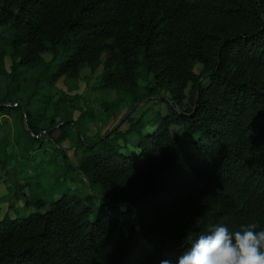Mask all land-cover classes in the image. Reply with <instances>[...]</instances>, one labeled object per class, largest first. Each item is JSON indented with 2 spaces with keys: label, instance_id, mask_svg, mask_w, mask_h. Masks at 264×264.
Here are the masks:
<instances>
[{
  "label": "trees",
  "instance_id": "obj_1",
  "mask_svg": "<svg viewBox=\"0 0 264 264\" xmlns=\"http://www.w3.org/2000/svg\"><path fill=\"white\" fill-rule=\"evenodd\" d=\"M86 68H101L100 88L121 95L102 99L105 116L161 104L164 93L167 113L159 108L149 131L147 110L133 112L126 130L88 142L94 112L58 86ZM68 139L102 203L31 194L34 212L0 220V264H175L215 224L264 229V0H0V184L10 200L24 193L32 143L61 149Z\"/></svg>",
  "mask_w": 264,
  "mask_h": 264
},
{
  "label": "rangeland",
  "instance_id": "obj_2",
  "mask_svg": "<svg viewBox=\"0 0 264 264\" xmlns=\"http://www.w3.org/2000/svg\"><path fill=\"white\" fill-rule=\"evenodd\" d=\"M49 58V56H47ZM201 66L196 67V71H199ZM102 69L99 68L96 71L92 72L89 68L83 70L80 80H69L65 81L64 78L60 80L58 86L61 88L65 94L70 96H80L78 102L84 107V109H92L94 112L93 119L87 124V129H85V134L89 139L88 142H92L95 137L99 135V132L106 133L107 131L113 129L114 127H119L122 131L126 130L129 127V120L127 119L131 113L133 117L137 118L143 112H146L145 118L149 121L147 130L152 131L155 128V121L159 116L158 109L160 108L165 114L168 111V105L165 100L170 99L169 93L162 96L164 97V102L159 104L157 99L147 100L141 104L136 105V107L129 109L124 107L121 111L113 116L106 115L108 119L107 123L103 120L106 118L104 113V107L102 106V99L107 101H114L119 99L118 91H105L100 88L101 81H99V76L101 75ZM63 94L59 92L56 95V98L61 97ZM190 95L189 89L187 90V96ZM84 96V97H83ZM122 105H128L127 99L122 101ZM163 112H161L163 114ZM81 114L80 110L74 112V120H78ZM56 119H59L57 117ZM62 133L57 130L55 132V137H61ZM42 141L47 142L48 138L46 135L40 137ZM139 137L134 136L133 140L137 141ZM33 151L29 155V159H25L29 169L27 170V178L21 180V184L24 187V193L21 194L20 198H14L10 200V192L7 189L5 183L0 184V220L3 216L9 212L10 217L15 216H26L31 212L36 210L35 205L26 204L27 199H30L31 194L38 193L45 198L49 204L53 200H56L64 195L66 191L71 192L72 194L79 195L82 198H86L87 195H92L91 204L96 209L99 204L102 203V197L100 189L97 187H91L89 180L72 164H77L78 156L75 153L76 142L71 140H65L60 148L56 149L53 145H49L48 149L46 148H37L41 143L36 141L32 143ZM136 144L130 143L127 146V150L131 153L137 149ZM61 150V151H60ZM43 152L41 156L39 155L35 161L33 157L35 154ZM67 155L68 160H66L65 155ZM46 156L45 158L43 157ZM40 161V163H39ZM41 162H46L42 166ZM41 167V168H39ZM38 168V169H37ZM27 183L38 182L37 187L33 188ZM14 206L21 207L19 211L15 210L14 207L10 209L9 204ZM48 206V205H47ZM46 207H43L41 210H46Z\"/></svg>",
  "mask_w": 264,
  "mask_h": 264
},
{
  "label": "clouds",
  "instance_id": "obj_3",
  "mask_svg": "<svg viewBox=\"0 0 264 264\" xmlns=\"http://www.w3.org/2000/svg\"><path fill=\"white\" fill-rule=\"evenodd\" d=\"M256 223L241 224L230 230L215 224L195 238L177 258L175 264H264V229ZM159 264H173L163 258Z\"/></svg>",
  "mask_w": 264,
  "mask_h": 264
}]
</instances>
